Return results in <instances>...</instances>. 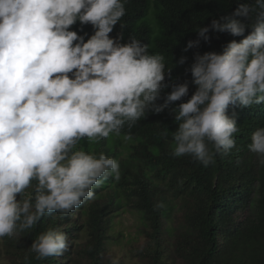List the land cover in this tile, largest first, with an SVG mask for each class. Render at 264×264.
<instances>
[{"label": "clouds", "instance_id": "1", "mask_svg": "<svg viewBox=\"0 0 264 264\" xmlns=\"http://www.w3.org/2000/svg\"><path fill=\"white\" fill-rule=\"evenodd\" d=\"M145 1L0 0V238L54 212L67 216L95 199L94 188L109 176L120 179L117 159L77 148L85 138L120 135L126 123L131 128L149 113L170 109L178 124L172 155L208 166L236 147L230 106L240 121L251 115L245 123H256L255 112L264 111V0L241 3L195 31L206 42L210 31L242 39L219 52L195 53L185 69L191 79L183 83L147 43L110 36L146 8L143 21L157 28ZM77 22L79 33L72 30ZM86 25L93 28L90 36L80 35ZM199 44L190 40L183 51ZM187 61L184 55L175 62ZM174 102L180 103L171 107ZM248 148L264 164V127L252 133ZM30 187L32 194L24 196ZM69 242L65 231L50 227L29 250L38 259L61 256Z\"/></svg>", "mask_w": 264, "mask_h": 264}, {"label": "trees", "instance_id": "2", "mask_svg": "<svg viewBox=\"0 0 264 264\" xmlns=\"http://www.w3.org/2000/svg\"><path fill=\"white\" fill-rule=\"evenodd\" d=\"M147 2L154 9L157 28L143 21L146 8L135 18L124 20L123 28L118 23L110 36L123 33L124 42L133 35L147 43L150 53L164 55L166 67L173 69L172 76L183 83L191 79L185 69L194 62L195 53L219 52L232 39H242L210 31L211 40L206 42L195 31L249 0ZM80 28L79 22L72 26L78 33ZM83 30L80 35L93 34L91 25L83 26ZM190 40L200 44L185 53ZM184 55L188 56L187 63L177 66L175 61ZM194 91L195 86H190L189 97ZM232 108L228 114L238 126L236 147L228 155L217 154L215 163L208 166L188 155H172L173 132L178 124L170 109L149 113L131 128L126 123L120 135L81 140L77 148L117 159L120 179L109 176L94 188L95 199L67 216L54 212L32 228L2 237L0 264H126V255L111 252V245L124 238L122 233L111 235L115 219L124 211L136 213L141 223L144 245L131 253L137 264H264V164L248 148L252 133L264 127V111L255 112L256 123H245L251 115L240 121L232 116ZM129 134L132 139L126 141L124 136ZM32 192L30 187L24 196ZM176 210L182 213L179 225L169 226ZM50 227L68 234L69 248L61 256L38 259L29 247ZM3 258L7 263H2Z\"/></svg>", "mask_w": 264, "mask_h": 264}, {"label": "rangeland", "instance_id": "3", "mask_svg": "<svg viewBox=\"0 0 264 264\" xmlns=\"http://www.w3.org/2000/svg\"><path fill=\"white\" fill-rule=\"evenodd\" d=\"M173 215L172 224L169 226L177 227L182 217V213H180L179 210H176ZM140 227L141 223L138 215L130 211L121 212L114 221L111 235L116 236L118 233H122L124 238L111 245V252L120 251V256L126 255L127 257H124L126 264H137L136 259L131 257V253L135 247H142L144 245V236L140 234ZM169 237L172 238L173 236L170 235ZM1 242L2 238H0V243ZM134 253H136V251ZM2 263H7V260L3 258Z\"/></svg>", "mask_w": 264, "mask_h": 264}]
</instances>
